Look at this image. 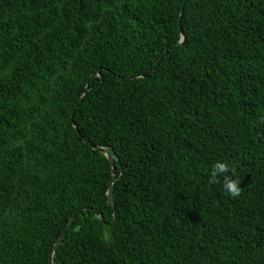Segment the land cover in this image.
I'll return each instance as SVG.
<instances>
[{
    "label": "trees",
    "instance_id": "1",
    "mask_svg": "<svg viewBox=\"0 0 264 264\" xmlns=\"http://www.w3.org/2000/svg\"><path fill=\"white\" fill-rule=\"evenodd\" d=\"M51 257L264 264V0H0V264Z\"/></svg>",
    "mask_w": 264,
    "mask_h": 264
},
{
    "label": "clouds",
    "instance_id": "2",
    "mask_svg": "<svg viewBox=\"0 0 264 264\" xmlns=\"http://www.w3.org/2000/svg\"><path fill=\"white\" fill-rule=\"evenodd\" d=\"M219 177H223V188L233 197H238L241 194V178L236 174V167L230 166L226 162L217 161L212 167L210 173V183H220Z\"/></svg>",
    "mask_w": 264,
    "mask_h": 264
},
{
    "label": "water",
    "instance_id": "3",
    "mask_svg": "<svg viewBox=\"0 0 264 264\" xmlns=\"http://www.w3.org/2000/svg\"><path fill=\"white\" fill-rule=\"evenodd\" d=\"M75 127H76V129H77V131H78V126H77L76 124H75ZM91 146L94 147V148H96V149H98V150H100L101 152L105 153V154L107 155V157L110 159V161L112 162V164H114L113 157H112V155L108 152V149H107L106 147H103V146H96V145H93V144H91ZM114 170H115V169L113 168V172H114ZM108 197H109V201H111V186H110L109 191H108ZM74 219H75V217H73L72 220L69 222L68 227H70V226L72 225ZM63 236H64V235H62V236L60 237V239L57 241V243H56L55 246H54V249H56L57 246L60 244L61 240L63 239ZM50 264H53V257H51Z\"/></svg>",
    "mask_w": 264,
    "mask_h": 264
}]
</instances>
